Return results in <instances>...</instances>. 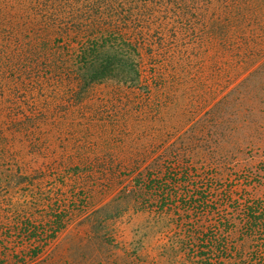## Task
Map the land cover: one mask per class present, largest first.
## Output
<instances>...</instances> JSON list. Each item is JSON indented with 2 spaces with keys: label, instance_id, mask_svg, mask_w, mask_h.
<instances>
[{
  "label": "rangeland",
  "instance_id": "1",
  "mask_svg": "<svg viewBox=\"0 0 264 264\" xmlns=\"http://www.w3.org/2000/svg\"><path fill=\"white\" fill-rule=\"evenodd\" d=\"M80 1L0 0V264H194L198 192L264 201V0ZM112 26L141 79L85 88L81 44Z\"/></svg>",
  "mask_w": 264,
  "mask_h": 264
},
{
  "label": "trees",
  "instance_id": "2",
  "mask_svg": "<svg viewBox=\"0 0 264 264\" xmlns=\"http://www.w3.org/2000/svg\"><path fill=\"white\" fill-rule=\"evenodd\" d=\"M75 5L78 13H91L112 17L118 8L124 5L119 0L115 5L109 0H81ZM77 6V7H76ZM112 27L91 29L82 42L80 67L74 75L80 85L88 87L92 83L110 77L135 85L141 79L140 53L135 43ZM58 44V43H57ZM48 47V60L58 56V45ZM58 65L50 64L55 71ZM193 199V215H205L209 218V229L202 233V238L192 235L186 241H192V248L197 250L190 260L194 264H264V201L246 200L236 202L228 214H220L217 205L210 201L204 192H198ZM192 203V202H191ZM213 215L210 218L209 215ZM195 239V240H193ZM180 240V239H179ZM177 241L180 242V241ZM177 259V257H174ZM182 258V256L180 257ZM176 260L177 264H186V260ZM184 259V258H183Z\"/></svg>",
  "mask_w": 264,
  "mask_h": 264
}]
</instances>
